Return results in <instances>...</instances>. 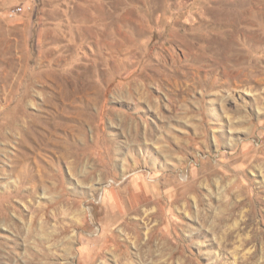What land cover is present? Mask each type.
Here are the masks:
<instances>
[{"label": "rangeland", "instance_id": "374dc122", "mask_svg": "<svg viewBox=\"0 0 264 264\" xmlns=\"http://www.w3.org/2000/svg\"><path fill=\"white\" fill-rule=\"evenodd\" d=\"M0 264H264V0H0Z\"/></svg>", "mask_w": 264, "mask_h": 264}, {"label": "built area", "instance_id": "2783aa9c", "mask_svg": "<svg viewBox=\"0 0 264 264\" xmlns=\"http://www.w3.org/2000/svg\"><path fill=\"white\" fill-rule=\"evenodd\" d=\"M20 12V9L19 8H16V9H14L12 12H11V14H12V16L13 15H17V13H19Z\"/></svg>", "mask_w": 264, "mask_h": 264}]
</instances>
